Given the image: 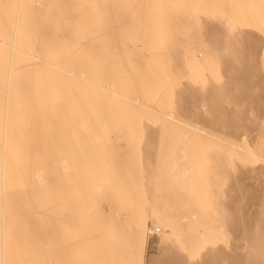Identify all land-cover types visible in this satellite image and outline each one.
<instances>
[{
    "label": "bare ground",
    "instance_id": "6f19581e",
    "mask_svg": "<svg viewBox=\"0 0 264 264\" xmlns=\"http://www.w3.org/2000/svg\"><path fill=\"white\" fill-rule=\"evenodd\" d=\"M259 1L257 0V3ZM3 2L45 5L44 8L30 9L23 15L22 35L15 34L10 42L6 38H0V45L5 52L9 48L12 49L9 77L12 90L19 98L15 118L8 127L7 135L0 134V193H3L0 205L6 207L17 222V243L14 248L20 249L19 252L11 251L8 258L25 261L40 258L52 262L75 260L102 245L123 248L139 230L142 243L137 259L140 264L146 237L153 231L158 234L159 246L171 245L175 247L173 250H178L174 255L176 258L180 255L179 261L192 259L198 261L208 249L224 241V236H227L223 230L224 213L216 211L215 193L209 191L208 196H203V200L199 201L201 209H198L195 205V198L198 197L192 193L195 192L192 182L200 177L201 179L197 181L199 184L206 176L211 167L207 160L208 154L220 153L222 158L225 151L230 149L231 155L227 154L230 162L239 163L240 157L231 153L232 150L234 152L235 149L237 152L238 149L242 152L248 151L247 154L252 157L260 158L264 140H255L252 149L246 150L243 147L245 151L241 149V145H245L248 134H235L236 138L228 135L226 138L216 139L218 144L223 145H221L223 148L217 149L209 146L216 136L207 133L205 135L207 139L202 142L201 136L196 134L193 138V134H189L192 130L202 131L198 124L180 121L191 131L181 134L177 145L178 149L182 145V149L179 151L175 149L174 143L173 147L166 151L172 175L170 174V178L165 175L172 180L179 178V183L170 186L172 188L165 187L164 193L160 194L149 193L150 189L140 186V192L134 191L133 195H130L128 185L131 181L126 182L125 178L128 175L121 170H125L128 164L127 170L135 168L136 161L129 163L132 160H126L127 163L124 164L127 165L125 167L122 165L123 168L118 166L121 161L116 163L120 154L115 155L121 148H116L117 144L114 146L112 134L118 141L121 139L124 142V151L127 152V158H124H131L132 153V155L140 153L137 166L142 164L143 167L144 149L135 147L137 142L135 143L134 138L139 136L141 139L143 134L135 132L138 127L133 123L135 121L132 120L134 116L129 111L130 106L152 110L168 120L173 119L171 106H175V101H171L165 107L162 104L156 107L160 99L153 104L147 91L141 88V81L137 77V72L150 64V60L147 59L148 51L154 46V54L158 55V51L163 49L154 42L169 35L164 23L171 10L161 16L158 9L148 7H137L132 10L114 9L97 19L99 10L89 5L163 3L159 0H3ZM48 5L54 7L49 8ZM65 5L69 7H64ZM191 11L194 13V10ZM235 12L238 16L245 13L242 9H235ZM184 14L191 15L186 12ZM157 21L161 24L151 29L150 24L152 22L156 24ZM227 22L222 19L215 33L207 35L210 38L206 42L205 39H201L203 36L200 39H192L187 35L181 38L182 42L179 41L181 44L179 43L176 49L171 48L168 55L177 63L178 73L185 72L194 76L200 72L202 78L210 80L215 76L218 78L225 67L230 65L235 67L236 64L232 61L233 64L226 61L229 58L227 54L232 50L227 42L232 29L226 27ZM183 29L187 32V28ZM155 30L156 34L153 32ZM222 42L226 44L224 47H220ZM86 53H91V56ZM160 54L164 56L165 53ZM230 58L234 59V56ZM2 71L3 66L0 64V73ZM233 72L235 75V69ZM242 72L239 71L240 74ZM236 76L241 78L242 75ZM220 77L223 78L222 82L224 81L222 84L217 82L216 78L217 85L209 87L214 90L219 85L214 92L218 91V95L223 97L232 90L229 89L228 92L221 90V85L225 84L229 76ZM234 80L229 79L227 82L230 84L238 82L237 79L235 82ZM5 89V81L0 75V95ZM144 130L146 131L145 127ZM203 145L204 149H200ZM192 146L196 148L193 149ZM134 156L132 157L135 158ZM179 162L182 165L177 168ZM115 164L119 171H116L118 168ZM121 164L123 163L119 165ZM114 169L116 175L120 174L119 172L126 174L122 179H125L124 182L116 183L118 188H113L110 183L111 177H115L112 173ZM120 176H116L118 180L122 178ZM133 176H136V172ZM168 183L171 185V180ZM180 194L183 198H178ZM115 198L117 203L113 207L107 205V212L100 208L99 201L107 199L111 202ZM122 211L127 214L131 211V214H128L129 216L124 214L126 218L120 221L118 215ZM239 213H242L241 209ZM239 215L242 218V214ZM245 218L242 219L243 223L246 222ZM147 221H150V227L147 226ZM100 225L106 226L103 231ZM253 227L251 231H246L245 236L248 237V233L253 231L250 238L255 241L258 249L259 233L264 228V221L259 226L258 223L257 226L255 224L254 229ZM243 228V231L246 230L245 223ZM241 241L239 238V243L242 244ZM232 251L234 252L233 249ZM38 253L42 255L38 256ZM242 254H245L247 260V253ZM209 262L211 261L206 260L204 263Z\"/></svg>",
    "mask_w": 264,
    "mask_h": 264
},
{
    "label": "rangeland",
    "instance_id": "374dc122",
    "mask_svg": "<svg viewBox=\"0 0 264 264\" xmlns=\"http://www.w3.org/2000/svg\"><path fill=\"white\" fill-rule=\"evenodd\" d=\"M159 2L163 4H200L208 5L209 7L193 9L194 13L192 11L187 12L184 10L171 9V14L166 17V22L164 23L166 32H168L169 35L165 38H158L154 42L158 43V45H160L163 49L159 50L158 55H156L154 54L155 51L153 49L155 47L153 46L152 50L148 51L147 55V59L150 60V64H147L143 70L137 72L138 80L141 81L140 86L143 90L147 91L152 100V103L154 104V102H157L160 99L158 101L160 103H156V107H159L161 104L165 107L169 105L171 101H175V106H171V108H173L172 120H168L161 116V114L155 113L152 110H141L135 108V106L129 107V111L134 116L132 120L135 122H132L134 124L136 123L135 125L138 127L137 129H135V132H141L143 134V137H141V139L139 136L134 137L135 143L137 142V144H135V147L144 149L142 150L143 167H141L142 164L140 166H137V162L139 164L138 160L140 159V157L138 155H140V153L137 155H135L134 153L135 156L132 155V153L130 154L131 158L125 159L124 157H126L127 152L124 151V142L121 139H119L118 141V139H116L117 137H115L114 134L111 135L114 146L117 144L116 148H121L115 155L118 156L120 154L116 163L120 161L123 163L121 165H119L121 162L118 163V166L122 167L123 165L125 167V165H127L124 164V162L127 163L126 160L131 159L132 162L128 161L129 163H133V161H136L134 162V164L136 163L135 168L132 167L128 168L127 170L126 168L129 164L124 168L126 171L122 169L123 167L120 168V170L122 169L121 171H124L123 173H126L128 175V177L125 178L127 180L126 182L129 183L131 181L130 185L133 186L131 188V186L128 185L129 190L132 192L131 193L129 191L130 195H133L134 191L136 193L140 192V186L144 189L147 188V190L150 189L149 193L154 192L160 194L164 193L165 187H170L175 183H179V178L178 180L169 179L172 175V168L170 166L171 163L167 158L168 156L166 154V151L170 150L173 147L172 145L174 143L175 149H177L178 151L182 149L181 144V147L179 146V149L177 145V143L180 141L181 134L191 131L184 125H182L180 121H189L193 125L194 123L198 124L199 128L204 133L202 131L201 133L200 130H197V132H193L192 130V133L190 132L189 134H193V138L196 136V134L199 135V137L201 136L200 140L202 142L207 139L205 137L207 133H212V135L216 136L209 143V146L217 149H221L223 147H221L222 144H218L216 139L221 137L226 138L228 135H233V137L236 138L235 134H248V138L245 140V145H241V149H244L243 147H245L246 150H250L253 148V146L255 145V140H264V43H262V41H264V36H261L260 33L261 20L260 11L258 8L242 9L245 13L241 16H238L233 9L228 10L230 13H232V23L229 24V26L227 22L226 27L228 29L231 28L232 30H230L231 32L230 35H228L227 42L232 50L227 54L229 58L226 59V61H228V63L229 61H232L236 65L235 67L234 65L231 66V62L229 64V67H225L220 72V76L225 78H228L229 76L227 80L232 79V81L233 79H237V83L234 80L235 84L231 83V85L230 82L228 83L226 80L225 84H223L225 88H223V85L221 84L224 81L222 82L223 78H221L219 75L218 76L220 78H217V76H215L210 80H206L205 78L201 77L200 72L198 75L194 76L185 72L183 74L178 73L176 69L177 63L173 61V57L171 55H168V53H171V48L176 49L181 44L179 41L182 42L184 36L189 35V37H192V39H200L203 36L201 39H205V42L209 40L213 32L219 28V23L222 20L224 12L223 9L212 6L219 4L259 5L260 1L259 3H257V0H159ZM185 12L187 14L191 13V15H186L184 14ZM186 16H188L189 18H187ZM159 24L161 23L158 21L156 22V24L152 22L150 24V27L151 29H155ZM183 28H187L186 31L188 32L189 30L188 33H192L194 29L195 31L193 32V34H188L184 31ZM153 32L154 34L157 33L156 30ZM184 32L186 35L184 34ZM196 32L198 33L197 35L195 34ZM209 33L210 36L208 38L207 35H209ZM233 33H235L237 37H240L239 45H235V42L232 39ZM225 45L226 44L222 42L220 47H224ZM234 46L235 51L233 52ZM160 53L165 54L163 56V54ZM230 56H234V59H231ZM234 69L236 71L235 75H233ZM239 71L242 72V74H240ZM237 74H239L240 76L242 75L241 78L239 76L237 78ZM216 78L218 79V81L216 80ZM216 81L219 83L222 82L220 84L222 86L221 90L224 89L227 90V92L229 91V89L232 90L229 92L230 95L226 93L227 95L222 94L223 97H220L217 93L218 91L214 92L215 89L219 86L218 85L215 88L213 87L217 85L215 84ZM200 83L202 84V86ZM209 85H213L212 88H214V90L211 89ZM196 110L200 111L201 116L204 117L203 119L199 121H190L183 117L187 116L189 112H195ZM144 127L146 128V131L144 130ZM258 133L261 135H258ZM204 147L205 145L200 146V149H204ZM150 148L154 149L151 151L149 150ZM192 148L195 149L196 146H192ZM147 149L150 151L149 153ZM236 150L237 152H239L237 153L234 149V152L232 150L231 153H235L240 157L241 162L239 161V163H234L232 161L230 162V158L227 155L230 154V149L227 150V152L225 151V153L223 152L227 156L225 157V155H222V158H220V153L212 152V154H208L207 160H209V164L211 165V167L208 169L206 176L200 181L199 184L197 183V181L201 179L200 177L195 178L192 182L193 185L191 184L193 186V191H195L192 193H194V195L198 197L195 198L194 196V198L196 199L195 205H197L198 209H201L200 202L201 200H203L205 195H209V191H213L215 193L214 196L216 197V211H218L219 213L220 210V214L224 213L222 217L224 224L223 230L225 231L224 234H227V236L225 235L223 238L224 241L219 242L215 247L208 249L205 254H202V258L200 257L198 260L200 264H205L204 262L206 260H210L211 262L215 261V263L218 262L217 264H222L223 262V264H225V262L226 264H241V261H245V254L243 255L242 253H246L245 244H243L245 237H247L245 236V234H247L246 231H251L253 226V229L255 228V224L257 226L258 223L259 226L264 221V162L260 161V158L258 157H252V155L247 154L248 151L242 152L238 149ZM132 156H134L135 158H133ZM243 158H245V160H243ZM167 161L169 165H167ZM231 163L233 164L231 165ZM145 165L146 167H144ZM180 165H182L181 162L177 164V168ZM115 170L116 169L112 171L113 175L115 174V183L121 184L120 181L124 182L125 179H122L124 178V175L126 176V174L123 175L121 172H119L122 178L118 180L116 176H120V174L117 173L116 175L115 172L119 171V168L116 171ZM173 170L176 171L177 169L173 168ZM144 171H146V173ZM135 172L136 176H133ZM165 175L169 178H167ZM166 179L168 182L169 180H171V185L170 183L166 182ZM132 181L134 183H132ZM181 196V194L178 195V198H183ZM102 200L104 201L102 202ZM102 200L99 201L101 202L99 206L105 212H107V207L109 205L113 207L117 203L116 198L115 200L112 199L111 202H109L107 199ZM129 201L130 203L132 202V200ZM240 209L242 213H239ZM131 211L128 212L129 215L131 214ZM221 211L223 212L221 213ZM122 212L118 215V219L120 221H123L126 218L124 214L129 216L127 212ZM238 213L242 214V218ZM121 214L123 217L121 216ZM243 218H245L244 221H246L244 222L246 227V230H244L245 232L243 231ZM237 224L239 226L241 224V226L239 227L237 226ZM147 226H151L150 221H147ZM223 230H221L222 233ZM241 231L243 232V234H241ZM252 232H250V234L248 233L249 238L247 237L246 240L251 239L250 235L252 236ZM240 234L243 239L240 237ZM239 238L240 240H242V244L239 243ZM158 242L159 239L157 232L153 231L151 235H148L146 237L141 264H153V262L156 260H163L169 262V264H178V262H180V255L178 253L179 256L177 255V258L175 257L176 255H174V253L176 251L178 252V250H173L175 249V247L171 245L159 246ZM232 249L234 250V252L232 251ZM169 252H171L173 255ZM170 254L172 255V257ZM224 259L226 261H224ZM211 262H209V264H215Z\"/></svg>",
    "mask_w": 264,
    "mask_h": 264
},
{
    "label": "snow or ice",
    "instance_id": "6c2138e0",
    "mask_svg": "<svg viewBox=\"0 0 264 264\" xmlns=\"http://www.w3.org/2000/svg\"><path fill=\"white\" fill-rule=\"evenodd\" d=\"M44 8L45 5H32L22 2L17 3H6L0 0V38H6L9 42L15 34H23V27L21 25V19L28 10L33 8ZM47 7H54L53 5H48ZM64 7H69L65 5ZM89 7L99 10L97 19L103 17L106 12L114 9H135L137 7H148L152 9H158L161 16L166 14L168 10H184L191 11L193 9H200L209 7L208 5L200 4H189V3H174V4H150V5H136L131 3H104V4H93ZM212 7L223 9L222 19L228 21L229 24L232 23V13L229 9H245V8H258L260 11V33L264 36V0H260L259 5L256 4H219ZM235 45L240 44V37H237L235 33L232 36ZM264 43V41H262ZM235 51V46L233 47ZM91 56V53H86ZM12 49L9 48L7 52L3 50V46L0 45V64L3 66V71L0 75L6 84V89L2 95H0V134L7 135L8 127L11 125L15 118V109L19 103V98L14 94L9 77V70L11 66ZM94 59V57H93ZM114 63V62H113ZM204 117L201 116L199 110L195 112H189L185 119L190 121H199ZM260 159L264 162V147L261 149ZM110 183L113 188H118L115 183V177H111ZM3 197V193H0V198ZM101 230L106 227L105 225L99 226ZM17 222L12 218L9 210L0 205V264H140L137 259L140 245L142 243L139 236V230L135 237L131 238L127 245L123 248L113 247L111 245H102L98 248H94L88 253H86L82 258L75 260H57L55 262L49 261L47 259H31V260H10L8 255L11 251H20L19 247H15L17 243L16 237ZM245 251L247 253L248 259L241 261V264H264V228L261 229L259 233V248L254 240L245 241ZM42 255V253L37 254ZM153 264H169V262L163 260H156ZM178 264H200V262L195 259L184 260L178 262Z\"/></svg>",
    "mask_w": 264,
    "mask_h": 264
}]
</instances>
